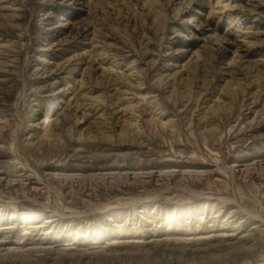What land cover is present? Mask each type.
<instances>
[{
	"label": "rangeland",
	"instance_id": "374dc122",
	"mask_svg": "<svg viewBox=\"0 0 264 264\" xmlns=\"http://www.w3.org/2000/svg\"><path fill=\"white\" fill-rule=\"evenodd\" d=\"M0 264H264V0H0Z\"/></svg>",
	"mask_w": 264,
	"mask_h": 264
}]
</instances>
